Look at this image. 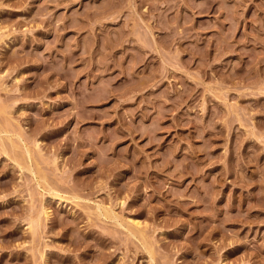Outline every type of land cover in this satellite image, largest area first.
<instances>
[{
	"label": "rangeland",
	"instance_id": "obj_1",
	"mask_svg": "<svg viewBox=\"0 0 264 264\" xmlns=\"http://www.w3.org/2000/svg\"><path fill=\"white\" fill-rule=\"evenodd\" d=\"M0 264H264V0H0Z\"/></svg>",
	"mask_w": 264,
	"mask_h": 264
},
{
	"label": "bare ground",
	"instance_id": "obj_2",
	"mask_svg": "<svg viewBox=\"0 0 264 264\" xmlns=\"http://www.w3.org/2000/svg\"><path fill=\"white\" fill-rule=\"evenodd\" d=\"M28 155H29V154H28ZM107 212H109V211H107ZM133 222H135V221H133ZM129 223H130V222H129ZM139 223H140V222L137 221V222H135V225L138 226V225H140ZM140 233H141V232H140ZM143 233H144V232H143ZM141 234H142V233H141Z\"/></svg>",
	"mask_w": 264,
	"mask_h": 264
}]
</instances>
